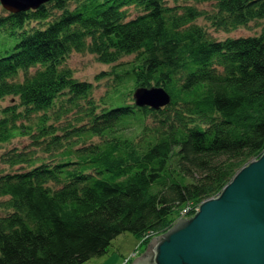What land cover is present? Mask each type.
<instances>
[{"label":"trees","instance_id":"trees-1","mask_svg":"<svg viewBox=\"0 0 264 264\" xmlns=\"http://www.w3.org/2000/svg\"><path fill=\"white\" fill-rule=\"evenodd\" d=\"M193 1L215 9L51 0L0 15V36L12 43L0 51V99H19L0 109V144L27 135L65 147L49 162L37 163L31 151L3 155L27 169L0 174V264H83L125 232L147 245L263 152L264 26L215 40L194 20L224 31L246 26L264 19V0ZM129 7L140 13L130 17ZM72 51L102 63L135 53L130 71L113 66L116 85L161 86L170 103H115L107 92L88 98L94 85L61 66ZM94 136L100 141L75 145Z\"/></svg>","mask_w":264,"mask_h":264},{"label":"water","instance_id":"water-1","mask_svg":"<svg viewBox=\"0 0 264 264\" xmlns=\"http://www.w3.org/2000/svg\"><path fill=\"white\" fill-rule=\"evenodd\" d=\"M51 0H0L7 11L36 9ZM134 103L159 109L170 103L161 86L133 91ZM130 264H264V151L190 217L151 237Z\"/></svg>","mask_w":264,"mask_h":264},{"label":"rangeland","instance_id":"rangeland-1","mask_svg":"<svg viewBox=\"0 0 264 264\" xmlns=\"http://www.w3.org/2000/svg\"><path fill=\"white\" fill-rule=\"evenodd\" d=\"M164 2L169 6L192 5L196 7L198 10H206L207 12H211L215 9L213 2H196L193 0H190V1L164 0ZM7 12L8 11L5 8H3V6L0 3V15H5ZM128 12H129L130 17L135 16L140 13L138 9H135L133 7H129ZM194 23L202 26L204 30L208 33V36L210 38L215 39V40H222L227 37L235 38V37H240V36L258 35L261 32L262 27L264 26V19H255V20L250 21L246 26H240V27L227 30V31L215 28L211 24V22L208 19H205L203 16L195 19ZM11 44L12 43L10 41L8 42L7 40H5L2 35L0 36L1 53L6 54L7 52L5 51L7 50L9 52ZM135 58H136L135 53H133V54L121 56V58H119L116 62H113V63H102L98 61L97 56L94 53H90L87 51H81V52L72 51L68 56L64 58V60L61 63V66L71 69L73 72V76L76 79L81 80V81L91 82L94 85L92 94L89 95L88 98L92 96L95 101H98V99H100V97L103 96L107 92V94H109L108 97L109 96L113 97L112 100L115 101V103L118 102L119 99H121L127 103L132 104L134 103L133 91L137 87L133 88L131 85L132 82H128L126 84L122 83L123 85L121 84L118 87L116 85L117 78L114 75L113 66L115 64H124L125 67H119L118 69L127 67L130 71L131 67L129 68V65L130 63H132V61L135 60ZM128 62H130L129 65L126 64ZM35 69L36 68H31L30 71L32 72ZM22 77H23V74L22 72H20L17 79L21 80ZM130 78H131V75H130ZM113 84H114V87L112 88L111 86ZM117 89L118 91H120V94H118L119 96L114 95L118 93ZM130 89H132V91H130ZM115 90L117 92H115ZM14 102L18 103L19 99L17 97H12V96H7L3 99H0V109ZM36 121H37V117H32L29 120V122L32 124L35 123ZM54 124L57 125L58 123H54ZM40 140L41 141L37 144V143H33V139L27 135H16L10 141L1 143L0 144V174L6 173V172H14L18 170L21 166H24L23 168L27 169L25 165L10 166L9 164L5 163L2 157L5 153H8V151H31L32 155L38 158L36 162L39 163L43 160L46 162H49L54 157H59L60 152L65 149L64 145L58 148L59 147L58 145H55V146L51 144L46 145L45 140L43 139H40ZM79 140H80L78 141L79 143L76 142L75 145L78 146L81 144H89L91 142L92 143L99 142L100 138L97 136H94L92 138H84V139H79ZM47 146L49 147L48 149H46ZM262 153L263 152H261V154ZM250 162L246 163L245 165L249 164ZM245 165L239 168V170L234 174V176ZM2 199L3 197H0V200ZM184 210L186 209H183L182 212ZM4 213L5 211L0 207V215H3ZM180 216L190 217V216H183L182 214ZM137 243L139 244L138 236L132 232H125V233L118 235L112 240L110 246L108 247V251L106 252V254L101 257L105 259L104 264H116L119 261L123 260L124 257L131 256L134 252H136V254L132 256V259L142 254L145 251L147 245L143 243L141 244V246L137 247ZM98 258L100 257L92 258L91 260L93 261H90V262L86 261L83 264H98V261H97ZM130 263L131 261L128 264Z\"/></svg>","mask_w":264,"mask_h":264},{"label":"crops","instance_id":"crops-1","mask_svg":"<svg viewBox=\"0 0 264 264\" xmlns=\"http://www.w3.org/2000/svg\"><path fill=\"white\" fill-rule=\"evenodd\" d=\"M102 257V256H101ZM98 258V264H104V261H105V259L104 258ZM129 257V256H128ZM127 257H124V259L123 260H121V261H119L118 263H116V264H125L124 262H125V259H126ZM90 261H93V260H90ZM90 261H88V262H90ZM129 262H127L126 264H128Z\"/></svg>","mask_w":264,"mask_h":264},{"label":"built area","instance_id":"built-area-1","mask_svg":"<svg viewBox=\"0 0 264 264\" xmlns=\"http://www.w3.org/2000/svg\"><path fill=\"white\" fill-rule=\"evenodd\" d=\"M198 208H199V206H198ZM198 208H196V210L195 211H197L198 210ZM186 212H187V209L186 210H184L183 212H182V215L183 216H186L185 214H186ZM136 254V252H134L131 256H129V257H127L126 259H125V264L129 261V259L133 256V255H135Z\"/></svg>","mask_w":264,"mask_h":264},{"label":"bare ground","instance_id":"bare-ground-1","mask_svg":"<svg viewBox=\"0 0 264 264\" xmlns=\"http://www.w3.org/2000/svg\"><path fill=\"white\" fill-rule=\"evenodd\" d=\"M180 217H181V216H178V217L176 218V220H175L173 223H175ZM139 244H142V241H140Z\"/></svg>","mask_w":264,"mask_h":264}]
</instances>
